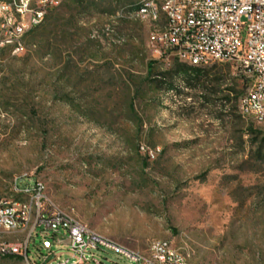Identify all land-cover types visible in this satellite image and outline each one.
I'll use <instances>...</instances> for the list:
<instances>
[{
	"label": "rangeland",
	"instance_id": "obj_1",
	"mask_svg": "<svg viewBox=\"0 0 264 264\" xmlns=\"http://www.w3.org/2000/svg\"><path fill=\"white\" fill-rule=\"evenodd\" d=\"M136 1L58 0L22 53L0 52V198L41 181L51 204L117 245L165 239L192 264H264V123L238 110L250 79L235 62L197 78L178 76L172 55L153 60ZM50 235L37 226L26 257L0 264H47L67 248ZM24 237L0 231V244Z\"/></svg>",
	"mask_w": 264,
	"mask_h": 264
},
{
	"label": "built area",
	"instance_id": "obj_2",
	"mask_svg": "<svg viewBox=\"0 0 264 264\" xmlns=\"http://www.w3.org/2000/svg\"><path fill=\"white\" fill-rule=\"evenodd\" d=\"M148 3H155L160 14V21L151 20V24H157V31L148 33L152 59L158 61L172 55L180 62H198L204 67L235 62L250 79L248 90L238 99V110L245 117L261 118L264 113V0H148ZM57 5L58 0H24V5H17V0H0V21H5L6 35L16 34L22 40L21 48L8 43H0V47L8 46L11 55L22 53L24 37L39 27L48 11ZM8 7H17L24 14L22 29L10 27ZM13 190L29 201L33 228L25 232L21 243L0 244V256L27 253L35 228L43 226L51 231V243L67 247L48 249L41 255L44 260L51 257L47 264L53 260H58L57 264H91L90 249L98 248L112 251L128 259L130 264H189L181 260V252L170 241H150V248L139 252L116 245L113 240H97L95 232L86 231L83 224L69 223L68 213L49 202L41 181L22 186L15 181ZM14 216H18V209L0 211V223H11ZM60 232L66 234L65 242L56 239ZM64 253L71 257V262L60 261Z\"/></svg>",
	"mask_w": 264,
	"mask_h": 264
},
{
	"label": "bare ground",
	"instance_id": "obj_3",
	"mask_svg": "<svg viewBox=\"0 0 264 264\" xmlns=\"http://www.w3.org/2000/svg\"><path fill=\"white\" fill-rule=\"evenodd\" d=\"M17 5H24V0H17ZM131 14L138 21L148 25L150 31H157V24H151V20L160 21V14H157V7L155 3H148V0H138L131 11ZM8 19H9L10 27H14L15 29H22V27H24V14H21V12L18 11L17 7H8ZM0 43H8L9 45L14 46V48L22 47V40L20 36L16 34L6 35L5 21H0ZM4 51L6 52L8 51V46L0 47V52H4ZM188 64L192 66L204 67L203 64H199L198 62H190ZM250 118L256 120L257 122L264 123V113L261 114V118L259 117H250ZM15 209H18V216H14V219L11 220V223L1 222L0 231L25 233L26 231L33 228V219H30V204L27 199L0 200V211H9ZM68 222L73 223L74 225H82L71 219L69 216H68ZM85 229L86 231L93 232L92 230L88 229L86 226ZM97 240H108V239L97 234ZM151 242L163 243L169 241L165 239H155ZM15 243H21V241ZM149 248H150V244L148 246V249ZM9 255H18V254H9ZM19 255L25 256L26 253H19ZM181 260L188 261L189 264H192L183 253H181Z\"/></svg>",
	"mask_w": 264,
	"mask_h": 264
},
{
	"label": "trees",
	"instance_id": "obj_4",
	"mask_svg": "<svg viewBox=\"0 0 264 264\" xmlns=\"http://www.w3.org/2000/svg\"><path fill=\"white\" fill-rule=\"evenodd\" d=\"M70 1H71V3H76L77 6H80V5L82 6V4H83L82 0H70ZM134 6H135V4L133 5V7ZM133 7L129 11H131L133 9ZM39 27H37V28H39ZM37 28H35V29H37ZM35 29L30 31L26 36H29L32 32H34ZM202 71H203V69L201 67L192 66L190 64H187V63L185 64V63L181 62L180 64H178V68L176 69V74L178 76H182V77H189L190 74H192V75H196L197 78H200ZM206 75H207V73L205 74V76ZM205 76H203V77H205Z\"/></svg>",
	"mask_w": 264,
	"mask_h": 264
},
{
	"label": "crops",
	"instance_id": "obj_5",
	"mask_svg": "<svg viewBox=\"0 0 264 264\" xmlns=\"http://www.w3.org/2000/svg\"><path fill=\"white\" fill-rule=\"evenodd\" d=\"M54 236H55V235H54ZM55 237H56V239H57L58 241H60V242H61V241H63V242L66 241V239H62V238H60L58 235H56Z\"/></svg>",
	"mask_w": 264,
	"mask_h": 264
}]
</instances>
